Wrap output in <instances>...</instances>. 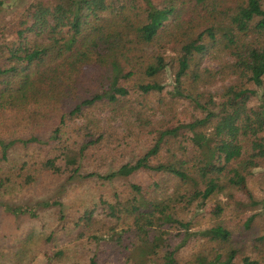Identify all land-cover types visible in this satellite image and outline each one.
<instances>
[{
	"label": "trees",
	"instance_id": "trees-1",
	"mask_svg": "<svg viewBox=\"0 0 264 264\" xmlns=\"http://www.w3.org/2000/svg\"><path fill=\"white\" fill-rule=\"evenodd\" d=\"M211 50L228 58L217 70L201 65ZM163 77L172 86L168 94L186 99L198 115L160 129L152 147L136 161L107 175L91 172L81 178L111 182L151 173L155 178L149 184L131 185V200L106 204L107 219L113 223L121 214L131 217L132 224L122 233L127 231L136 245L134 257L161 251L162 264H176L180 248L193 236L209 242L230 238L222 226L189 233L191 225L179 219L183 210L178 205L194 194L202 206L219 195L230 202L233 177L246 180L264 170V1L36 0L15 19L0 24V114L9 111L8 129L16 132L0 137L1 157L6 159L17 144H42L38 134L46 130L56 155L44 159L39 170L57 177L80 176V161L95 145L93 136L100 135L92 122L83 129L74 120L99 104L125 102L133 88L145 95L162 93ZM219 81L222 92L207 95V87ZM234 94H240L239 101L229 106L227 100ZM73 132L82 138L71 144ZM22 133L28 137L21 138ZM26 165L1 177L0 185L10 179L32 183V167ZM246 197L252 206H261L264 217V199L254 202L251 193ZM13 212L36 216L28 208ZM93 218V211L86 210L78 226L91 227ZM95 221L93 226H99ZM172 229L183 231L179 245L171 244ZM258 239L264 241V234ZM253 248L244 256L230 248L223 255L194 261L264 264V245ZM90 264H96L94 257Z\"/></svg>",
	"mask_w": 264,
	"mask_h": 264
},
{
	"label": "rangeland",
	"instance_id": "rangeland-1",
	"mask_svg": "<svg viewBox=\"0 0 264 264\" xmlns=\"http://www.w3.org/2000/svg\"><path fill=\"white\" fill-rule=\"evenodd\" d=\"M34 1L0 0V24L15 19ZM227 60V55L211 50L202 58L201 65L203 68L217 70ZM227 83L224 81L225 85ZM133 84L134 80H131ZM163 84L162 93L151 92L145 95L133 88L125 102L99 104L96 109L86 111L83 117L74 120L75 125L83 129L92 122V128L100 134L93 136L91 141L97 140L95 145L90 146L80 161V176L70 178L68 174L57 177L39 170L44 159L56 155L53 147L48 145L49 132L46 130L38 134L42 144H17L8 151L6 159L0 153V178L19 169L21 164H27L26 169L32 167L31 173L34 176L29 185H20L16 179L0 185V264H90L93 257L96 264L163 263L161 251L144 259H139L138 254L133 256L132 250L136 245L130 243L131 236L127 231L122 233L126 229L125 225L132 224L131 217L121 214V219L113 223L107 219V203L131 200L134 196L131 185L144 186L155 177L151 173L139 172L111 182L95 177L81 178L91 172L107 175L127 162L136 161L152 147L160 129L175 126L177 122L190 121L198 115L186 99L168 94L172 90L168 78L163 79ZM222 84L219 81L207 87V95L220 94ZM239 98L240 94L229 97L228 105L235 106ZM48 121L51 124V120ZM11 123L9 111L0 114V137L6 139L15 135V130L8 129ZM70 134L71 144L82 138L80 133ZM20 137L28 136L22 133ZM239 177H233L230 184L231 194H234L230 202L219 195L209 198L202 206L198 195L194 194L178 205L183 210L179 219L191 225L189 233L222 226L229 231L230 238L228 242H209L193 236L180 248L176 264H196L194 257L223 255L230 248L244 256L253 252L254 246L264 245V241L258 239L264 234L261 206H252L246 197L251 193L254 202L264 199V170L246 180ZM48 201H56L57 205L46 208L40 206ZM104 201L105 204H102ZM19 208L34 210L36 216L14 214L13 211ZM86 210L93 211L92 226L79 227ZM251 217L252 221L247 222ZM95 219L99 221V226H95ZM109 227H113V230L108 231ZM170 232L174 236L172 246L179 245L183 231L172 229ZM178 232H181V236ZM109 236L114 239L110 241ZM58 251L64 255L56 257Z\"/></svg>",
	"mask_w": 264,
	"mask_h": 264
}]
</instances>
